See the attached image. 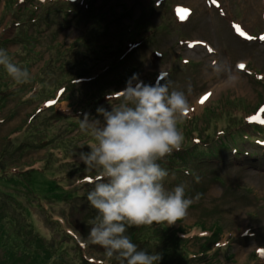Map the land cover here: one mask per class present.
<instances>
[{
	"label": "rangeland",
	"instance_id": "obj_1",
	"mask_svg": "<svg viewBox=\"0 0 264 264\" xmlns=\"http://www.w3.org/2000/svg\"><path fill=\"white\" fill-rule=\"evenodd\" d=\"M59 1L0 0V47L32 77L18 84L0 66V264H126L88 242L96 210L87 192L97 172L79 160L94 143L79 120L116 103L133 74L145 83L160 76L185 92L190 83V107L178 122L182 147L203 139L208 150L229 149L217 162L190 167L192 178L169 172L166 188L183 183L187 196L199 194L183 218L132 226L127 234L140 248L159 252L161 264H264V153L251 140L210 137L230 117L264 103V0H93L103 15L101 33ZM160 1L166 2L156 7ZM134 22L143 27L133 31L148 42L128 52L124 41L132 35L118 38ZM220 60L238 75L235 85H222L213 72ZM252 120L260 123L259 116ZM250 127L245 130L257 138Z\"/></svg>",
	"mask_w": 264,
	"mask_h": 264
},
{
	"label": "clouds",
	"instance_id": "obj_2",
	"mask_svg": "<svg viewBox=\"0 0 264 264\" xmlns=\"http://www.w3.org/2000/svg\"><path fill=\"white\" fill-rule=\"evenodd\" d=\"M70 2V0H69ZM0 66L16 83L31 80L28 68L16 63L9 50L0 47ZM213 72L224 86L235 85L239 77L225 61H215ZM145 83L133 74L110 108L98 106L97 116L85 112L79 120L81 131L90 133L94 143L81 151L79 160L97 175L87 192L96 210L88 242L101 246L108 258L114 255L126 264H161L162 255L140 248L127 234L132 226L167 224L183 218L194 200L181 183L166 188L167 168L159 161L179 151L184 134L178 122L190 107L187 91L170 81ZM199 182V177L195 178Z\"/></svg>",
	"mask_w": 264,
	"mask_h": 264
},
{
	"label": "trees",
	"instance_id": "obj_3",
	"mask_svg": "<svg viewBox=\"0 0 264 264\" xmlns=\"http://www.w3.org/2000/svg\"><path fill=\"white\" fill-rule=\"evenodd\" d=\"M94 1L92 0L91 2L87 1V3H84V0H80L81 3L80 2L79 3H72V2H69V1H66V0H63V1L61 0V2L59 1V3H60V5L64 4L66 7L67 6L68 7H71V6L75 7L74 10H77V12L79 14H81V16H83L81 19L85 18V20H87L88 23H91L92 24L91 28H94V26L96 25L98 27V31L101 33V31H102L101 21L103 20V15L101 13H98V11L96 10ZM70 13H72V11L65 12V15L70 14ZM14 15H16V14H14ZM17 17H18V14L16 15V18ZM133 25H134L133 29L130 32L125 31V32H123V34L121 33L119 35V38H118V40H120V39L124 38L123 36H126L128 33H130V35H132L131 39H127L126 41H124L125 45L127 46V51L130 49L128 52H131L132 50L133 51L136 50L137 47L140 46L141 43H143V45H144V43L148 42V40H143V39L140 40L139 39L140 31H136V32L133 31L135 29H142L143 26L139 25V27H138V26L135 25V22L133 23ZM99 28H100V30H99ZM143 30L144 31L146 30L147 33H149L147 28H144ZM106 45H109V44H106ZM127 51H126V53L124 51L119 56V58H117L116 63L120 62L122 59H124L127 56ZM154 55H156V54H154ZM161 56H163V55H161ZM168 74L169 73H167V75ZM81 78L82 77L77 78L76 81L81 79ZM263 109H264V105L259 106L256 111L249 112L250 114L248 113L244 117H242V116L235 117L237 115H235L232 118L230 117L229 119H227L228 123L225 125V127H222V129L217 131L215 135L213 134V136H210V137L211 138L213 137L212 139H214V141H216V143H217V140L219 141V143H222V141H221L222 139H226V141L230 140L231 142H237L238 137L242 138V140H244L245 142H246V140L247 141L251 140V141H253V143L256 142L255 141L256 137H254V138L251 137L249 132H247V130H245V129L249 125V123H251L252 117L256 116V114H258V111H261ZM242 130H245V132H246L243 135H241L239 133ZM250 130H252L254 134H258L257 138L264 137V128H256V127H254V128H250ZM222 136H224V137H222ZM219 137H222V138H219ZM203 144H204V140L203 139L202 140L201 139H196L193 142H191L190 145L187 144L186 146L181 147V149L179 151H174L170 156H166L165 158H163V160H161L159 162L161 163L162 167L167 168L169 172L170 171H173L174 173L180 172L182 175H185L188 178L189 177L192 178L194 171H192V169L190 167H192V166H194L196 164L205 165L206 162H211V160L216 161L217 158L220 157V153H221L222 150L229 149L228 144H221V145L217 146L216 148H215V146L213 144V145L210 146V149L208 150L207 147L204 148L202 146ZM237 145H239V144H234V147L232 148V152H234L235 154H238L236 156H240L239 147H237ZM246 154L249 155L248 152H245L244 155L242 154V156H246ZM214 161H212V162L214 163ZM183 164L188 165V166H186L188 168L184 167ZM176 166H179L178 169H177ZM4 171H5L4 174H6L8 172V170L7 171L4 170ZM10 174L13 175V176L16 175V174H14V172L12 173V171H11ZM2 177H5V176H2ZM6 177H9V176H6ZM85 181H86L85 183H87V180H85ZM56 188H57V190H59V188L57 186H56ZM74 193H72V194H74ZM58 194H60V193H58ZM61 194H63V193L61 192ZM13 199H11V200H12V202H14V205L15 204L18 205L19 202H15V199L14 200ZM22 210H24L23 211L24 213H26V214L28 213L26 208L22 209ZM22 254L23 255H21V256H25L26 255L27 257H29V255H27L25 253H22ZM120 259L122 260V258H120ZM24 262L26 263V260Z\"/></svg>",
	"mask_w": 264,
	"mask_h": 264
},
{
	"label": "snow or ice",
	"instance_id": "obj_4",
	"mask_svg": "<svg viewBox=\"0 0 264 264\" xmlns=\"http://www.w3.org/2000/svg\"><path fill=\"white\" fill-rule=\"evenodd\" d=\"M212 3H213L214 5L217 4V0H212ZM181 11H182V16H183V14H184L185 12H187L188 10H181ZM237 30H238V31L240 30L238 26H237ZM241 34H242V35L244 34L243 31H241ZM240 67L243 68L244 65L241 64Z\"/></svg>",
	"mask_w": 264,
	"mask_h": 264
}]
</instances>
